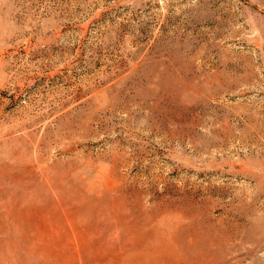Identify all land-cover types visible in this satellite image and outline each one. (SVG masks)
<instances>
[{
	"label": "rangeland",
	"instance_id": "rangeland-1",
	"mask_svg": "<svg viewBox=\"0 0 264 264\" xmlns=\"http://www.w3.org/2000/svg\"><path fill=\"white\" fill-rule=\"evenodd\" d=\"M0 264H264V0H0Z\"/></svg>",
	"mask_w": 264,
	"mask_h": 264
}]
</instances>
